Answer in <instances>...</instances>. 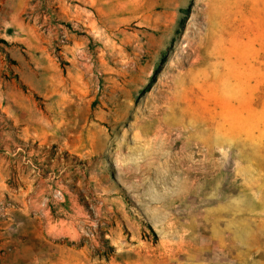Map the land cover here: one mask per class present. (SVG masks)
Listing matches in <instances>:
<instances>
[{
	"label": "rangeland",
	"instance_id": "obj_1",
	"mask_svg": "<svg viewBox=\"0 0 264 264\" xmlns=\"http://www.w3.org/2000/svg\"><path fill=\"white\" fill-rule=\"evenodd\" d=\"M28 5L0 101L44 116L0 108V264H264V0Z\"/></svg>",
	"mask_w": 264,
	"mask_h": 264
},
{
	"label": "crops",
	"instance_id": "obj_2",
	"mask_svg": "<svg viewBox=\"0 0 264 264\" xmlns=\"http://www.w3.org/2000/svg\"><path fill=\"white\" fill-rule=\"evenodd\" d=\"M28 4L29 0H0V29L3 30L10 26L21 25L24 22V14L27 10V6H29ZM26 41V48H23L22 45L18 44L17 42H8L9 45L7 44L5 47H3V44L0 45V72H3L10 65L9 59H14L17 64H19V66H22L24 64L30 65V61H33V59L36 58L39 52L29 49L34 46L33 41ZM77 43V40L74 39V45H77ZM40 45L41 46L38 45V47L42 49L41 51L43 53H41V57L43 58L44 56L48 55V53L44 50V48L47 46L44 45V41H42ZM73 48L75 49L76 47ZM35 65L39 69H43L45 66L42 62L36 63ZM11 86L17 88V85L14 83H11ZM27 99L28 100L13 99L11 102L0 101V108L2 109V112L5 113L4 115L8 117L14 125L28 124V127H21L23 134H25L26 130L30 129L29 126L32 123H40L44 116L42 106L31 98ZM29 135L34 140L41 139L36 127L32 128V131L29 133ZM40 180L41 183L44 182V174L40 175ZM37 190L39 189H36L32 193V196L37 197L40 195V193H44V189H41L40 192ZM9 191H11V187L6 182L4 173L0 170V200L3 199ZM31 201L33 202L34 200ZM9 210L16 216L21 215L17 214V211L12 208H9ZM19 210L22 211L23 215L27 216V208L25 209V207H19ZM8 217L11 218V215Z\"/></svg>",
	"mask_w": 264,
	"mask_h": 264
},
{
	"label": "trees",
	"instance_id": "obj_3",
	"mask_svg": "<svg viewBox=\"0 0 264 264\" xmlns=\"http://www.w3.org/2000/svg\"><path fill=\"white\" fill-rule=\"evenodd\" d=\"M190 11V9H186V12H189Z\"/></svg>",
	"mask_w": 264,
	"mask_h": 264
}]
</instances>
